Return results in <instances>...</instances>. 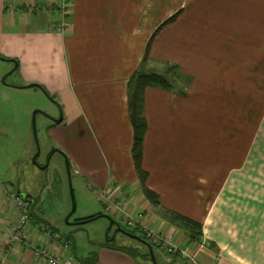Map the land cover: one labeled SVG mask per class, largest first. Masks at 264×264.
<instances>
[{
    "label": "crops",
    "instance_id": "0c3cea01",
    "mask_svg": "<svg viewBox=\"0 0 264 264\" xmlns=\"http://www.w3.org/2000/svg\"><path fill=\"white\" fill-rule=\"evenodd\" d=\"M71 2L62 17L55 0H0V55L17 70L20 86H42L61 104L65 125H90L110 157L109 175L98 180L86 165L84 144L69 133L72 151L59 148L71 172L115 220L142 214L144 226L171 234L184 252L174 264L183 258L264 264V0ZM141 64L168 82L143 92V183L132 156L128 85ZM62 118L47 117L53 126ZM7 183L0 179V264H47L27 245L8 240L17 211ZM143 185L158 195L157 203ZM117 200L122 212L112 205ZM173 213L200 225L199 242H211L212 251L198 250L180 222L171 221ZM29 215L30 240L60 259L138 264L106 241L78 257L32 206Z\"/></svg>",
    "mask_w": 264,
    "mask_h": 264
},
{
    "label": "rangeland",
    "instance_id": "374dc122",
    "mask_svg": "<svg viewBox=\"0 0 264 264\" xmlns=\"http://www.w3.org/2000/svg\"><path fill=\"white\" fill-rule=\"evenodd\" d=\"M175 4L173 2V6ZM140 68L146 70L144 64ZM20 83L17 70L12 71L11 63L0 58V179L8 182L6 191H16L15 187L29 195L32 214L55 226L72 243L74 255L78 257L96 252L107 237H114L116 245L137 247L141 253L144 252L141 244L116 231L115 226L108 231L110 220L107 218L76 222L104 212L96 197L90 193L88 184H83L71 172L70 159L59 147L72 151L69 133L74 132L84 144L88 157L86 165L98 180L109 175L106 158L110 161V157L96 141L90 125L75 123L67 127L61 104L56 98L49 97L41 88L21 87ZM46 114L58 119L63 117L62 123L51 125ZM117 221L122 227L130 229L123 220ZM182 231L189 238L188 233ZM211 245L210 242L206 249H210ZM152 252L156 264L175 263L174 254L157 247H153ZM186 260L190 261L188 258L177 261L188 264ZM136 261L138 264H154L148 259L137 258Z\"/></svg>",
    "mask_w": 264,
    "mask_h": 264
},
{
    "label": "trees",
    "instance_id": "16d2710c",
    "mask_svg": "<svg viewBox=\"0 0 264 264\" xmlns=\"http://www.w3.org/2000/svg\"><path fill=\"white\" fill-rule=\"evenodd\" d=\"M147 53L145 54L142 61L146 60ZM0 58L7 59L5 56H2V55H0ZM149 84H155L161 87H165L167 86L168 82L164 78V76H162L161 74L155 73L153 71L148 72L146 70H143L142 68H139L133 72L129 80V83H128L129 85V106H130L129 109L131 111L130 115H131V121L133 125V134H134L132 156H133L134 165L137 170L138 176L140 177L141 183L144 182L145 177H146V172L141 168L142 140H143V134L145 130V124H144L145 122L141 115V110H142L143 92H144V89ZM28 86H33V87L44 89L42 86L38 84H30ZM143 192L146 198L150 202L157 203L158 195L156 193H154L152 190L145 187L144 185H143ZM26 198L28 199V197ZM28 215H29V210H28ZM93 217L94 215L81 218L80 221H76V222L83 223V222L91 220V218ZM111 217L114 220V222L109 225L108 231L112 229L114 224H118L119 226H121L118 223V221L114 219L113 216ZM171 221L173 223L177 221L180 222V224L182 225V229L188 233L189 240L191 241L198 240L199 236L201 235L200 225H198L195 221L187 218L186 216H183L178 213H173L171 217ZM122 228L128 232L138 235L142 239V241H139V240H136V241L145 248V251L141 253L137 247L126 246L122 244L116 245L115 243H113L114 237L113 238L107 237L106 242H105L106 246L112 249L121 250L123 252H126L127 254L131 255L134 258H142V259L151 260L146 243L150 245L152 250H153V247L158 248V246L148 241L142 231H139L137 229H132V228L129 229L126 227H122ZM174 255L176 256V254Z\"/></svg>",
    "mask_w": 264,
    "mask_h": 264
},
{
    "label": "built area",
    "instance_id": "2783aa9c",
    "mask_svg": "<svg viewBox=\"0 0 264 264\" xmlns=\"http://www.w3.org/2000/svg\"><path fill=\"white\" fill-rule=\"evenodd\" d=\"M71 0H55V3L53 6H55L56 9L60 10L59 12L61 16L67 14L69 8L71 7ZM63 23V22H62ZM62 26L58 29H61ZM6 197L9 198L13 204L15 205L17 215L16 219L13 222L12 228L10 230L8 240L10 242H20L24 245H27V247L32 251V253L41 258L43 261H45L47 264H83L80 261L74 260L71 257L70 258H62L60 259L59 256L55 255L51 250L44 246L38 245L36 242L30 240L28 230L30 229V217L28 215V209L30 205L29 199L22 196L20 193L16 191H7ZM113 207L115 210L123 211V202L117 200L114 202ZM107 209H110L107 207ZM142 214H138L135 217L132 216H126L123 218L124 223L132 228L137 229L139 231H142L147 238L148 241L151 243L157 245L160 249L165 250L169 254H176L180 255L181 253H184L180 249H178L174 243H173V237L171 234L162 233L158 231H153L142 223ZM37 228L40 231H45V227L42 225H38ZM209 245L208 242L202 241L197 244V249H204Z\"/></svg>",
    "mask_w": 264,
    "mask_h": 264
},
{
    "label": "water",
    "instance_id": "95a60500",
    "mask_svg": "<svg viewBox=\"0 0 264 264\" xmlns=\"http://www.w3.org/2000/svg\"><path fill=\"white\" fill-rule=\"evenodd\" d=\"M58 120H59V119H58ZM33 161L35 162V158H33ZM74 208H75V207H74V203H73V201H72V209H71V212L74 211ZM98 217H104V218L109 219V220H110V224H112V223L114 222V220L112 219V217H111L109 214H107V213H100V214L94 216L93 218H91V220H92V219H95V218H98ZM114 225H115V228H116L117 231H120L121 233L125 234L126 236H128V237H130V238H132V239L142 241V239H141L138 235L133 234V233H131V232H128V231L124 230V229H123L121 226H119L118 224H114ZM146 245H147V247H148V251H149V254H150V258H151V260L153 261L154 264H156L155 261H154L152 248L150 247V245H149L148 243H146Z\"/></svg>",
    "mask_w": 264,
    "mask_h": 264
},
{
    "label": "flooded vegetation",
    "instance_id": "af4514ba",
    "mask_svg": "<svg viewBox=\"0 0 264 264\" xmlns=\"http://www.w3.org/2000/svg\"><path fill=\"white\" fill-rule=\"evenodd\" d=\"M46 115H47V117H48L50 120L55 121V117H53L52 115H48V114H46Z\"/></svg>",
    "mask_w": 264,
    "mask_h": 264
},
{
    "label": "bare ground",
    "instance_id": "6f19581e",
    "mask_svg": "<svg viewBox=\"0 0 264 264\" xmlns=\"http://www.w3.org/2000/svg\"><path fill=\"white\" fill-rule=\"evenodd\" d=\"M30 206H31V203H30V205H29V208H30ZM29 210V209H28ZM199 241H200V237L198 238V240H196L195 241V243H199ZM159 248V247H158ZM160 249V248H159Z\"/></svg>",
    "mask_w": 264,
    "mask_h": 264
}]
</instances>
